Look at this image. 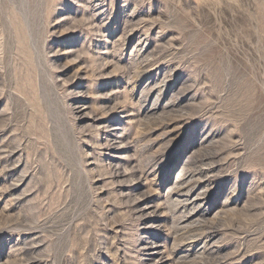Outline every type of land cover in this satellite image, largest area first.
<instances>
[{
    "label": "rangeland",
    "instance_id": "1",
    "mask_svg": "<svg viewBox=\"0 0 264 264\" xmlns=\"http://www.w3.org/2000/svg\"><path fill=\"white\" fill-rule=\"evenodd\" d=\"M0 264H264V0H0Z\"/></svg>",
    "mask_w": 264,
    "mask_h": 264
},
{
    "label": "bare ground",
    "instance_id": "2",
    "mask_svg": "<svg viewBox=\"0 0 264 264\" xmlns=\"http://www.w3.org/2000/svg\"><path fill=\"white\" fill-rule=\"evenodd\" d=\"M178 191L180 192V190H178ZM179 192H178V193H179ZM181 193H182V192H181ZM194 198H195V197H194ZM195 199H196V198H195Z\"/></svg>",
    "mask_w": 264,
    "mask_h": 264
}]
</instances>
